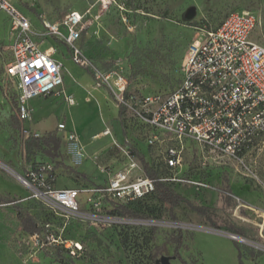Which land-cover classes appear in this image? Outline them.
I'll return each mask as SVG.
<instances>
[{"label":"rangeland","instance_id":"374dc122","mask_svg":"<svg viewBox=\"0 0 264 264\" xmlns=\"http://www.w3.org/2000/svg\"><path fill=\"white\" fill-rule=\"evenodd\" d=\"M23 11L36 31L42 30L41 16L60 20L71 9L84 10L86 0H10ZM93 1V0H91ZM108 10L96 8L100 16L92 22L79 41L84 55L100 71H120L128 80L130 95H163L175 91L181 83V67L190 44L204 28H214L233 11L251 10L261 19L253 34L264 42V0H116ZM192 15H188L189 9ZM127 19L124 20L123 18ZM12 18L0 12V264H161L163 255H175L172 264H182L175 253L174 233L184 231L182 257L197 264H264V149L245 157L248 169L238 162L220 163L204 156L196 143L185 142L181 163L167 165V149L172 141L149 143L158 134L134 113L121 105L114 92L99 85L93 67L77 63L71 48L54 37L34 35L42 48H56L53 55L63 64L60 94L33 96L27 101L32 118L20 119L17 106L19 79L6 73L14 41ZM76 103L69 105L65 96ZM134 108H140L133 104ZM124 111L120 113V108ZM23 123L17 131L10 116ZM79 136L80 146L67 142L66 130ZM110 128L120 146L102 132ZM56 131L62 139L61 157L68 166L85 176L70 172L65 165L55 168L57 187L90 188L106 179L101 168L117 170L128 161L125 150L144 153L150 165L176 192L189 200L176 208L174 220L156 194L147 196L131 209L137 217L122 215L113 204L104 203L97 221L65 216L32 195L20 182L18 174L38 162L56 164L41 152L28 154L23 136ZM161 139V137H160ZM132 152V151H131ZM142 173H145L142 171ZM182 176L185 181L170 180ZM206 185L201 186L197 182ZM4 198L21 199L22 207L34 214L44 226L40 243L33 234L23 231L17 217L18 203ZM87 200V194L81 193ZM191 204L206 207V215L191 209ZM86 208V206L84 207ZM86 210V209H85ZM93 213L92 211H89ZM230 233L245 239L235 240ZM62 234L81 240L84 250L70 256L49 242L47 235ZM236 241L255 252L239 257Z\"/></svg>","mask_w":264,"mask_h":264},{"label":"built area","instance_id":"2783aa9c","mask_svg":"<svg viewBox=\"0 0 264 264\" xmlns=\"http://www.w3.org/2000/svg\"><path fill=\"white\" fill-rule=\"evenodd\" d=\"M86 1L89 5L83 11L71 9L60 20L42 15L43 28L36 31L31 19L15 4L0 0V12L10 15L15 34L6 73L19 79L21 92L17 112L20 119L31 120L27 101L33 96L60 94L63 64L53 57L56 48L43 50L33 38L34 35L51 36L71 48L77 63L93 67L98 84L108 86L121 105L130 106L144 123L156 130L158 134L151 136L150 144L158 140L174 142L167 149L168 166L176 167L181 163L188 141L196 143L206 159L213 157L221 164L238 162L248 169L245 157L254 150L264 149V42L253 37L261 25L260 17L247 9L230 12L218 26L204 28L190 44L181 67V83L175 91L166 96L130 95L126 98L128 80L125 75L117 70H98L84 55L79 43L90 24L100 16L95 12L97 7L101 10L115 5L125 8L116 0ZM65 100L69 105L76 103L69 95ZM133 104L140 108H134ZM58 129L66 130V141L79 148L76 132L68 130L64 122L58 123ZM25 132L40 136L38 132ZM102 134L110 135L115 145L120 146L110 128ZM131 151L125 150L128 161L122 168H101L106 179L90 188L57 187L55 167L46 161L28 167L18 178L53 211L97 221L104 217L99 212L105 202L127 205L155 193L156 179L142 173L143 168ZM170 180L185 181L182 176H173ZM197 183L206 185L202 181ZM81 193L87 194V200L80 198ZM14 202L21 199L10 203ZM42 232L32 235L37 239L36 244L40 243ZM47 237L49 242L63 246L70 256H79L84 250L81 240L62 234Z\"/></svg>","mask_w":264,"mask_h":264},{"label":"trees","instance_id":"16d2710c","mask_svg":"<svg viewBox=\"0 0 264 264\" xmlns=\"http://www.w3.org/2000/svg\"><path fill=\"white\" fill-rule=\"evenodd\" d=\"M123 108L124 107L120 108V113L124 111ZM10 123H11V126L17 131H20L23 129V123L19 120L16 114H11ZM61 144H62V139L57 134L56 131H49L41 136H35L34 134L23 136L24 149L28 154H32V153L34 154L37 152H41L43 155L49 157L50 159L57 160L55 164V168L57 166L65 165L68 171L75 172L76 174L84 177L85 176L84 173L75 170L71 166H68L62 160H58V158H60L62 155L61 154ZM132 152L139 160L145 174L156 179V190L154 194H156L157 198L163 202V204L165 205V207L167 208L169 212V215L174 220H176L177 219L176 208L183 201L189 202V200L183 197L178 192H176L171 186H169L164 180L161 179V176L159 175L158 171L150 165L146 156L143 153H141L140 151L134 148L132 149ZM0 197L2 198L1 195ZM4 199H5L4 202H8V203L16 200V199H11V198H4ZM142 200H138V201L132 202L127 205H116V204H113V205L116 206L117 210L122 215L129 216V217H137L138 212H136L135 210L131 208L134 204ZM14 203H18V202H14ZM19 203L16 208L18 211L17 217H18L21 229L31 234L42 232L44 229V226H42L39 223L37 217L34 214H32L30 211H28L27 209L22 207ZM190 206H191V209H193L195 212L202 214V215H206L207 208L205 206L202 207V206H198L195 204H191ZM184 240H185L184 231L181 228H179L178 231L174 233L172 236V241L175 243V253L177 257L180 258L182 264H197L198 263L197 258L188 262L182 257L180 253V249L182 248L184 244ZM236 247L238 249L240 258H243L245 255H250L255 258L259 256V253L255 252L252 248H249L243 244H240L237 241H236ZM59 250L60 251L64 250L65 252H67V250L63 246H59ZM98 264H104V263H98Z\"/></svg>","mask_w":264,"mask_h":264},{"label":"water","instance_id":"95a60500","mask_svg":"<svg viewBox=\"0 0 264 264\" xmlns=\"http://www.w3.org/2000/svg\"><path fill=\"white\" fill-rule=\"evenodd\" d=\"M192 13H193V9L191 8L188 11V15H192ZM229 235L235 240H241V241L245 242V239L238 234H234V233L229 232ZM175 257H176L175 255H173V256L163 255L160 258V262H161V264H172L171 260L174 259Z\"/></svg>","mask_w":264,"mask_h":264},{"label":"crops","instance_id":"0c3cea01","mask_svg":"<svg viewBox=\"0 0 264 264\" xmlns=\"http://www.w3.org/2000/svg\"><path fill=\"white\" fill-rule=\"evenodd\" d=\"M73 9H76V8H73ZM78 10H79V9H78ZM39 44H40V43H39ZM40 46H41V45H40ZM51 47H54V46H51ZM41 48H42V46H41ZM42 49H43V50H47L46 48H42ZM50 49H51V48H50ZM50 49H49V50H50ZM55 53H56V52H55ZM55 53H54V54H55ZM65 139H66V138H65ZM141 153H142V152H141ZM143 154H144V153H143Z\"/></svg>","mask_w":264,"mask_h":264},{"label":"bare ground","instance_id":"6f19581e","mask_svg":"<svg viewBox=\"0 0 264 264\" xmlns=\"http://www.w3.org/2000/svg\"><path fill=\"white\" fill-rule=\"evenodd\" d=\"M51 50V49H50Z\"/></svg>","mask_w":264,"mask_h":264}]
</instances>
